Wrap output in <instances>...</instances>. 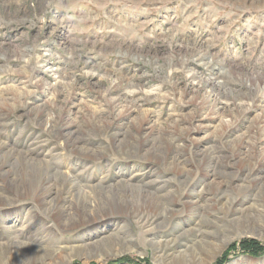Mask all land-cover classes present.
<instances>
[{"label":"rangeland","instance_id":"obj_1","mask_svg":"<svg viewBox=\"0 0 264 264\" xmlns=\"http://www.w3.org/2000/svg\"><path fill=\"white\" fill-rule=\"evenodd\" d=\"M0 264H264V0H0Z\"/></svg>","mask_w":264,"mask_h":264},{"label":"bare ground","instance_id":"obj_2","mask_svg":"<svg viewBox=\"0 0 264 264\" xmlns=\"http://www.w3.org/2000/svg\"><path fill=\"white\" fill-rule=\"evenodd\" d=\"M258 81V80H257Z\"/></svg>","mask_w":264,"mask_h":264}]
</instances>
